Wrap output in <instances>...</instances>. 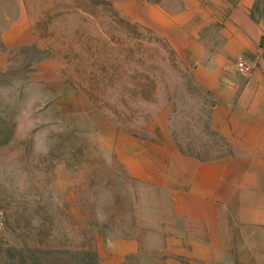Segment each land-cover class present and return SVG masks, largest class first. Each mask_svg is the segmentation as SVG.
Returning a JSON list of instances; mask_svg holds the SVG:
<instances>
[{"label":"rangeland","instance_id":"374dc122","mask_svg":"<svg viewBox=\"0 0 264 264\" xmlns=\"http://www.w3.org/2000/svg\"><path fill=\"white\" fill-rule=\"evenodd\" d=\"M114 1L0 0V264H102L118 237L160 260V191L117 142L150 114L159 54Z\"/></svg>","mask_w":264,"mask_h":264},{"label":"crops","instance_id":"0c3cea01","mask_svg":"<svg viewBox=\"0 0 264 264\" xmlns=\"http://www.w3.org/2000/svg\"><path fill=\"white\" fill-rule=\"evenodd\" d=\"M114 2L159 54L142 70L150 114L117 142L164 222L158 262L118 237L102 264H264V0Z\"/></svg>","mask_w":264,"mask_h":264},{"label":"built area","instance_id":"2783aa9c","mask_svg":"<svg viewBox=\"0 0 264 264\" xmlns=\"http://www.w3.org/2000/svg\"><path fill=\"white\" fill-rule=\"evenodd\" d=\"M237 65L242 70V72H246L249 69V67L245 65V63H243L242 61H239Z\"/></svg>","mask_w":264,"mask_h":264}]
</instances>
